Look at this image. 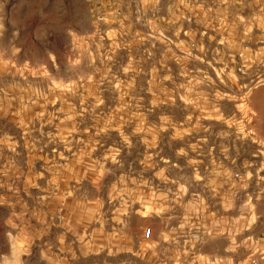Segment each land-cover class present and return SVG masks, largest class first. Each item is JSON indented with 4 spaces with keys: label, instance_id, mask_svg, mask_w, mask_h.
I'll list each match as a JSON object with an SVG mask.
<instances>
[{
    "label": "rangeland",
    "instance_id": "1",
    "mask_svg": "<svg viewBox=\"0 0 264 264\" xmlns=\"http://www.w3.org/2000/svg\"><path fill=\"white\" fill-rule=\"evenodd\" d=\"M157 9L0 0V264H209L188 252L206 211L227 207L242 239L261 228L264 18L179 31ZM212 174L230 197L204 201ZM249 250L238 264H263Z\"/></svg>",
    "mask_w": 264,
    "mask_h": 264
},
{
    "label": "crops",
    "instance_id": "2",
    "mask_svg": "<svg viewBox=\"0 0 264 264\" xmlns=\"http://www.w3.org/2000/svg\"><path fill=\"white\" fill-rule=\"evenodd\" d=\"M144 1L147 2V0H138V2L141 4ZM207 1L208 0H197V5L196 3L191 5L188 2L181 0H156L157 7L159 8L157 10L163 16V19H169V27H172L174 29L176 28L179 31L183 30L187 26L192 27V24L190 22L191 20L193 21V25L195 27L196 24L198 25V31H200L201 28L199 23L195 22L198 17L200 19H203L201 21V25L204 26L205 32H207L208 24L205 20L206 18H214L213 20L209 21V23H214V28H217V30L218 26L222 27L225 21L230 22L234 30H237L238 28L250 29V27L252 26L251 23L253 22L252 20L259 17L264 18V0H244L243 2H238L236 0H226L223 1V5L214 10V12L217 14L216 16H211L210 13H208ZM262 49L261 61L262 65H264V45L262 46ZM251 53L254 57V61L248 63L249 61L247 60L248 65H253L255 67L259 66L261 61L259 60L258 62L257 60L256 50L250 49L247 55H250ZM232 54L234 55L235 53ZM231 65L233 68H237L238 66L239 69L242 66L237 63L236 60H233L231 62ZM222 66L223 64L221 63V67ZM221 75L223 76V74ZM252 76H256L255 78L259 79V81L264 82V66L261 73H258L256 75L252 74ZM215 78L217 81V76H215ZM256 90H258L259 92L264 91V85L261 90L260 87ZM231 158V161L237 160L236 156ZM210 178L212 180L207 181L206 185L203 186L201 190L202 193L207 195L204 196V201L207 202V199L209 200V196H212L213 199L220 201V197H218L217 195L228 194L230 197V195L234 192L235 185H232L231 177L226 175H223L222 177L212 174L210 175ZM255 205L257 206L259 204L256 203L252 205V208H247V212L249 210L250 212H252V214L254 213L252 215V218H250L252 219V221H247V225L254 227L256 226V222L259 220V222L261 223V225L259 224V227L261 226V228H258L257 230L254 229L252 233L246 234L244 238L245 240L239 238V233L236 229L240 221L238 220V218L230 216L227 207H223L222 205V207L220 208L221 214L220 212L218 213V211H216L214 208L209 209L208 212L206 211V220H204V224L202 225V227L204 228L203 230L205 231V237L203 238V241L205 242L204 247L206 248L198 251L192 250L191 252H188L190 254H193L194 257L204 258L205 260L209 259V264H238V257L240 256V253L243 249H245L246 252V247L248 246L250 250L247 255L250 254V258L260 259L264 264V200L261 208L255 207ZM255 214L258 215L257 218H255ZM166 216L168 222L167 226H169L171 222H173L175 216L170 214L169 212L166 214ZM194 216L195 215H192V218ZM174 239V236L171 237L168 235L166 237V240L170 242ZM211 243H214V245H212ZM245 243L247 245L244 248L242 246Z\"/></svg>",
    "mask_w": 264,
    "mask_h": 264
},
{
    "label": "built area",
    "instance_id": "3",
    "mask_svg": "<svg viewBox=\"0 0 264 264\" xmlns=\"http://www.w3.org/2000/svg\"><path fill=\"white\" fill-rule=\"evenodd\" d=\"M181 1H186V2H188L189 4H191V5H193L194 3H196V1L197 0H181ZM213 2H216V6H215V8H218V7H220L221 5H223L224 3H223V1H226V0H212ZM236 1H238V2H243L244 0H236ZM249 1V0H248ZM254 24V21L251 23V25H253ZM262 44H264V38H263V41H262ZM240 71V70H239ZM149 230H146L145 231V236L146 237H148L149 236ZM192 239H195V240H198L199 238H200V235L199 234H197V233H193L192 234ZM250 264H260L259 262H257L256 260H252L251 262H250Z\"/></svg>",
    "mask_w": 264,
    "mask_h": 264
},
{
    "label": "clouds",
    "instance_id": "4",
    "mask_svg": "<svg viewBox=\"0 0 264 264\" xmlns=\"http://www.w3.org/2000/svg\"><path fill=\"white\" fill-rule=\"evenodd\" d=\"M125 139H127V138H125ZM113 159L115 160V158L113 157ZM147 213H145V215H146Z\"/></svg>",
    "mask_w": 264,
    "mask_h": 264
}]
</instances>
